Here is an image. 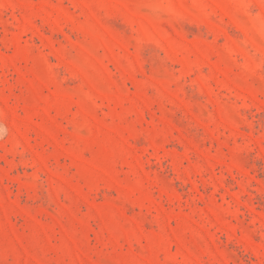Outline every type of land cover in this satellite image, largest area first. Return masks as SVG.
Returning <instances> with one entry per match:
<instances>
[{
  "label": "rangeland",
  "instance_id": "1",
  "mask_svg": "<svg viewBox=\"0 0 264 264\" xmlns=\"http://www.w3.org/2000/svg\"><path fill=\"white\" fill-rule=\"evenodd\" d=\"M0 264H264V0H0Z\"/></svg>",
  "mask_w": 264,
  "mask_h": 264
}]
</instances>
